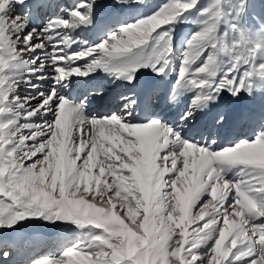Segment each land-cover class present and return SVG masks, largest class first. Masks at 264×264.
<instances>
[{"label": "snow or ice", "instance_id": "1", "mask_svg": "<svg viewBox=\"0 0 264 264\" xmlns=\"http://www.w3.org/2000/svg\"><path fill=\"white\" fill-rule=\"evenodd\" d=\"M94 2L84 0L70 11L69 19L57 17L44 28L25 33L26 18L11 15L14 5H23L24 0H0V48L6 42L7 51L0 61H6L8 69L35 64L40 59L35 51L51 43L53 50L46 58L54 65L57 85L74 74L84 77L97 69L129 84L141 68L165 75L173 51L168 26L198 4V0H171L151 16L121 26L98 45L73 55L69 49L75 41L68 30L91 22ZM250 7L264 11V0L257 6L236 0L234 19ZM226 15L231 12L222 10V0H213L197 21L200 30L186 41L174 88L197 94L177 127L155 116L130 122L127 117L139 107L135 93L120 98L125 101L123 115L92 119L84 115L87 97L76 105L55 88L48 94L9 100L17 83L0 62V114L9 111L13 102L25 109L26 118L56 106L53 121L18 139L9 130L16 121H0V227L43 217L97 230L89 234L87 243L67 248L59 258H40L33 264H235L241 260L264 264V223L252 222L264 218V131L251 141L238 140L215 150V133L210 129L197 133L206 136L207 146L181 135L183 127L191 126L195 110L206 108L222 91L251 95L255 78L264 80V63L255 64L257 52L264 49V23L255 32L233 23L230 29L236 38L226 40L217 36L218 23ZM150 41L156 47L146 57ZM24 53L32 60L16 63ZM202 56V64L193 68ZM223 57H228L230 67L218 76ZM84 58L90 60L83 69L74 66ZM43 67L41 63L33 71ZM175 100L171 95L168 102ZM224 121V114L218 113L213 127ZM234 166H241L239 178L227 180ZM233 191L235 197L225 208ZM204 194L209 198L197 207ZM191 225L195 227L189 240ZM208 240L214 241L213 246L198 255L195 249ZM3 255L8 257L9 252Z\"/></svg>", "mask_w": 264, "mask_h": 264}, {"label": "bare ground", "instance_id": "2", "mask_svg": "<svg viewBox=\"0 0 264 264\" xmlns=\"http://www.w3.org/2000/svg\"><path fill=\"white\" fill-rule=\"evenodd\" d=\"M78 1V5L75 7V1L67 2L66 4H62L59 6V10H56V7L53 6H47L46 11L43 15V21L41 24H37L36 21H33L32 23L28 24L25 28V33L30 32L32 29H42L44 28L49 20H53L54 16H59L61 18L66 19V16L63 12H65V9L69 8L70 10H75L77 7L84 2V0H76ZM112 0H95L94 3H92L91 7V22L86 24L87 28L89 29V33L92 37V44H88L82 40H74L75 42L72 43L71 48L69 49L70 53L75 55L81 50H85L90 46H95L100 43L102 34L106 33L107 30L115 27V26H126L128 24L134 23L139 21L140 19L144 18L146 14L154 8L156 3L159 0H147L142 3H136L135 1H131L132 3L126 4L123 6H117V5H110V2ZM130 1V0H129ZM88 3H91V0H87ZM28 1L24 0L23 5L15 4L14 10L11 12V15L13 17L15 16H22L24 17V13L28 11ZM2 6V5H0ZM58 8V7H57ZM84 8H80L79 10L81 12ZM258 13V12H257ZM259 18H262V13H258ZM41 18V15H40ZM57 18V17H56ZM113 31V30H112ZM118 31V30H117ZM102 35V36H101ZM181 36V35H180ZM177 37V36H176ZM184 37V36H183ZM73 39V38H72ZM182 39V38H180ZM102 41V40H101ZM51 43L46 49H37L33 55L39 56L40 59L44 60L47 57V54L53 50V45L50 47ZM156 47L155 41H150L145 46V56H149L152 54L154 48ZM0 55L7 56L6 51V42L5 47L0 48ZM33 58L32 55H29L27 53L22 54V57L20 60H18L16 63H21L23 61H31ZM90 58H84L78 61H75L74 66H80L82 69L87 65ZM170 64L168 65L166 69L165 75H155L153 71L150 68H141L136 73V79L134 83L129 84L126 81L123 82L122 85H120L117 90L113 101L111 102V105L107 107L103 112H99L95 117H100L103 114H106L108 111H112L122 106V109L119 108L121 115L124 114L126 111L124 109V103L125 101L121 100L120 98L122 96H128L130 93H135L136 98H138L139 107H135L133 110V113L131 116L127 117V119L130 122L133 123H139L144 122L147 118L155 116H158V112H154L157 110L158 107L160 109H167L169 108L170 113L168 117L165 118V122L168 124H171L173 127L180 124V117L183 115L184 112L187 111V106L190 105L196 96L197 92L196 90H192L189 88L181 87V88H174V85L177 82V73L181 66V58H177L173 53H171L170 57ZM4 63V70L5 74L8 75L12 80H14L17 83V87L13 93L9 94V100H12L13 97H20L23 98L25 96H36L38 93L48 94L52 91L53 88L56 89L57 93L60 96H63L65 98V92L63 84L67 81H63L61 84L57 85L53 77L56 75L54 72V65L51 63L50 60L47 58L45 61H43V70L42 71H33V69L38 68L37 66L39 64V60L35 64L28 63L22 67L19 68H7V62L6 61H0ZM198 64V63H197ZM196 65V64H195ZM77 76V75H73ZM38 77H40L38 79ZM78 78H86V80H93L94 84L97 86V88L102 87L105 85L106 82L109 80H112L110 87L107 88L109 90L112 87V84H116V76L112 73H105L101 69H97L91 74ZM71 78V77H70ZM68 78V80L70 79ZM255 85L252 91V94L249 95L248 92L242 91L238 96L241 100L242 98L249 96V104L251 106H255V99L258 97L264 98V90L260 93H258L257 97L255 96L257 87L264 86V80H261L259 78H255ZM104 88V87H103ZM104 90H99V92H103ZM160 91V92H159ZM159 92V93H158ZM104 93H100L99 95H103ZM155 94V95H154ZM226 94V96H230L231 99L228 102H224L222 95ZM171 95L176 96V100L172 103L168 102V99ZM154 96V102L150 103V99L146 98L153 97ZM232 95H230L227 91H222L217 99L213 102H209L206 108L200 109L197 108L194 112V119L191 121V126H185L183 127L184 130V138L190 139L191 134L193 132H200L201 130L207 128L212 130L215 133L214 139L216 140V144L212 145V149L215 150L217 147H227L232 144H234L238 140H249L251 141L257 136V133L264 131V127L261 129L258 125H253L252 123V116L245 115L247 117H243L241 114H245L244 108L237 106V103H234L232 100ZM68 99V98H67ZM69 100V99H68ZM263 101V100H262ZM261 101V102H262ZM37 101L33 100L31 103L35 104ZM264 103V101H263ZM263 107L261 103H257ZM79 105V104H76ZM55 105H53V111H48L46 113H43L41 115L31 116L26 118L25 117V109L20 108L17 103L13 102L11 105V108L9 111H6L3 114H0V121L7 122V121H16L15 127H10V131L15 132V138H19L22 135H30L32 132H34L37 128L41 127L48 121L54 120V110ZM96 107V106H93ZM257 108V107H256ZM256 110V109H255ZM258 111H260L259 108H257ZM264 111V108H263ZM112 113V114H113ZM218 113H223L225 116V121L223 122L222 126L220 127H213L214 121L217 117ZM85 117L86 114H84ZM105 117V115H103ZM167 116V115H166ZM92 117V116H91ZM165 117V116H164ZM242 117V118H241ZM88 118V117H87ZM102 118V117H101ZM107 118V117H105ZM163 118V117H162ZM90 119V118H89ZM164 120V119H163ZM228 125V130H225L224 125ZM237 124L241 125L242 132L238 135V138L236 141H234L232 144H227L225 139L229 136L230 133L233 132L234 128L237 127ZM199 142L200 145L207 146L208 140L206 139V136L204 139H195ZM28 144H31L32 141L29 140L27 142ZM175 150L179 151V148L177 147ZM241 166H234L230 171L226 174L227 180H235L238 179V173L240 171ZM208 199L209 196L207 194H204L202 196L201 201L198 202L197 207H199L204 199ZM230 202L232 201L229 199ZM229 206V205H228ZM258 219V218H257ZM255 219V220H257ZM254 220V221H255ZM254 221H252L254 223ZM202 223V222H201ZM195 225H191L188 228V239L191 240L192 238V228H194ZM1 230H8V231H16L20 230L22 232L28 233V235L24 239V246L28 247L29 253L32 255L37 256V253L35 252L36 249H40L42 245L45 246L44 249H42V253L49 249L48 252H46L43 255H40L39 257H35L33 259L30 258L26 262V264H33V261L39 260L40 258H57L59 251V248H63V246L66 245L69 241L72 240L73 236L71 234H68L66 232L56 233L53 231L45 233V235H41L43 231L39 229L37 224L30 220L25 221H19L17 222L13 227H0ZM28 237V238H27ZM47 237L50 238L44 243L45 240H47ZM6 237L3 236L1 245L2 249L0 250V254H3V251H7L6 246L10 247V244L7 243ZM209 241L201 244L199 247L195 249L196 253L198 255H203V252H206L209 249ZM52 242V243H51ZM42 244V245H41ZM43 246V247H44ZM187 246V245H186ZM35 248V249H34ZM65 249V248H64ZM28 253V254H29ZM22 258L15 257L13 261H7V264H13L18 263L21 264L20 261ZM235 264H245L244 262H236Z\"/></svg>", "mask_w": 264, "mask_h": 264}, {"label": "rangeland", "instance_id": "3", "mask_svg": "<svg viewBox=\"0 0 264 264\" xmlns=\"http://www.w3.org/2000/svg\"><path fill=\"white\" fill-rule=\"evenodd\" d=\"M131 1H135L136 3H138L137 0H130L128 3H117V0H112L110 2V5L123 6V5H126V4L128 5V4L132 3ZM144 1H147V0H143V2ZM170 2H171V0H159L156 3V5L154 6V8L152 10H150L146 14V16L144 18L151 16L156 11H158L163 5H165L167 3H170ZM212 2H213V0H198V4L194 8H192L188 12L183 13L177 19V21L175 23H173V24L168 26L169 28L172 29V32H171L172 44L173 43L176 44V47H175L176 49L173 50L172 53L177 58H181V61L183 59V52L186 50V41H188L192 37V35L194 33H196L197 31H199L200 28H201V25L197 21L200 18L202 10L204 8H206ZM260 2H261V0H248V3H249L250 6H257ZM139 3H142V2H139ZM235 3H236V0H222V10L226 14L231 12V15H226L218 23L217 36L221 37V38H225L226 40H231V39H235L236 38L237 34L235 32H233V31H231V29H230V25L233 24V23H236L238 25L243 26L244 28H247L248 31H250V32L257 31L259 29L260 23H264V11H261L258 7L255 8V11L253 10V7H250L248 9V11H246L242 16L234 19V17H236V13H235V10L233 8V5ZM78 4L79 3H77V5ZM257 12L258 13H260V12L262 13V15H261L262 18H259L260 15H258ZM65 13H67L66 19H69L67 17L70 16V12L66 11ZM162 27H163V25H162ZM179 27L183 30L182 33H180L181 36L179 34H176V32H177ZM119 28H120V26L117 29L116 28H111V30L106 31V33L101 37V40L103 41L104 39H106L109 36L110 33L117 32V30ZM80 33H82V35H84V32L80 31ZM75 34H76V32H75ZM77 38L81 39L84 42H88L86 36H84V37L81 36V37H77ZM180 38H182V39H180ZM101 40H100V43L102 42ZM50 47H52V44L50 45ZM174 51H176V53ZM207 55H208V53L205 52L204 56H207ZM45 59L44 60L39 59V64L37 66H39L43 61H45ZM203 59H204V57L202 56L198 61H196V63H195L196 65L193 64L192 67L193 68L199 67L202 64ZM223 61H224L223 64H221L222 71L223 70H228V68L230 67V65L228 63V57H223ZM262 63H264V49L259 50L257 52L256 58H255V64L257 66H259ZM223 73H221V72L218 73V76L219 75H223ZM110 81L112 82V80H110ZM106 84H107V82L105 83V85ZM263 90H264V86H261L260 88L257 87L255 96L257 97L258 93L262 92ZM258 91H260V92H258ZM152 99L153 100L155 99L154 96L150 98V101H149L150 103H152V101H153ZM262 100L264 101L263 97H258L257 99H255V106L257 108H259L260 110L262 109V111H263L264 103H263ZM257 103H261L263 105V107L261 105L257 104ZM119 108L122 109V106H120ZM186 109H188V108H186ZM169 110H170L169 108L164 110V112L166 111V113H167L166 114L167 116L165 115V118L168 117V115L170 113ZM154 112L156 113L157 111H154ZM115 113H113V114H115ZM113 114H111V115H113ZM111 115H109V116L106 115L105 117L109 118V117H111ZM241 115L243 117H247V116H245L246 114H241ZM105 117L102 116V118H105ZM92 118L93 117H91L90 119H92ZM160 118H162V117H160ZM163 118H164V116H163ZM165 118H164L163 122H165ZM165 123H167V122H165ZM177 126H175V127H177ZM224 128H225V130H228V125L225 124ZM184 133L185 132L182 129L181 135L183 136ZM193 134H194V138L195 139H198V140L200 139V135H198L197 132H193ZM202 139H204V138H202ZM234 197H235V192L233 191V193H231L227 197V201L229 202L230 201L229 199L233 200ZM205 201H207L206 198L204 199L203 202H205ZM231 202H230V204H231ZM228 205L229 204L227 203V204L224 205V207L227 208ZM25 220H30V221L35 222L40 229H42V230H44L46 232H49V231H53V232H56V233L66 232V233L71 234L73 236L72 240L69 241L68 243H66V245L63 246V248L62 247L59 248L60 249L59 251H61V250L62 251L58 253L57 258H59L62 255V253L67 248H72L75 245H78V244H81V243H87L90 240V235L89 234L97 232V230L92 228L91 226L81 227V226L75 225L74 223L68 222V221H48V220H46L43 217L26 218L23 221H25ZM254 223H256V224L264 223V218H258L257 220L254 221ZM209 243H210L209 249L206 252H203V254L207 253L210 250V248L213 246L214 241L211 240V241H209ZM236 262H239V261H236ZM240 262L242 263V262H244V260H241Z\"/></svg>", "mask_w": 264, "mask_h": 264}]
</instances>
